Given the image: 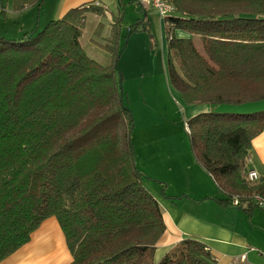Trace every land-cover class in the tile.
Here are the masks:
<instances>
[{"label": "trees", "instance_id": "obj_1", "mask_svg": "<svg viewBox=\"0 0 264 264\" xmlns=\"http://www.w3.org/2000/svg\"><path fill=\"white\" fill-rule=\"evenodd\" d=\"M43 1L14 0V10ZM170 1L176 10L165 18L167 66L185 102L264 101V0ZM89 12L106 9L87 3L20 39L0 36V262L55 216L70 264H217L197 238L156 261L166 224L144 185L150 177L136 163L119 66L123 15L102 45L113 55L105 66L81 42ZM137 23L131 31L149 29L147 13ZM187 126L193 155L226 195L216 201L236 207L239 197L249 204L237 208L252 214L254 195L264 197V175L251 182L248 159L264 132V108L202 112Z\"/></svg>", "mask_w": 264, "mask_h": 264}, {"label": "crops", "instance_id": "obj_2", "mask_svg": "<svg viewBox=\"0 0 264 264\" xmlns=\"http://www.w3.org/2000/svg\"><path fill=\"white\" fill-rule=\"evenodd\" d=\"M55 1L51 0V5H49L50 14L54 15L53 19L61 18L70 9L87 3H98V5L103 7L114 5L117 10L127 9L132 6L126 5L128 1L135 3L134 0H57L56 5H54ZM116 1L119 3L118 6ZM44 3L43 5L45 6ZM30 7L28 6L24 10H29ZM140 7L144 15L147 13V18L150 21L149 13L152 9ZM22 11L16 12L21 13ZM138 15V19H140L142 16ZM160 18L165 24V19L161 16ZM129 23H122V25L128 26ZM176 34L179 37L189 36V34L181 30H177ZM171 90H174L173 92L179 95L177 91H180L175 87L172 86ZM179 96H183L181 92ZM187 106L189 118L202 112L216 111L218 109L215 107L217 105L213 104H190ZM137 142V145L134 143L136 154L137 147L142 148V146H145L149 149L155 161L154 165H146L141 171L154 178L155 181L165 183L163 191L172 189V194L167 195L164 192L166 193L164 196L165 202L157 199L162 207L166 224V231L160 239L156 251L155 259L157 262L182 240L197 238L210 247L217 258V264H264V252L257 251L258 248L254 245L250 246V243L254 242L264 250V209L255 207L252 214H249L243 208L225 207L218 203L216 199H225L226 195L217 186L212 176L196 160L192 149L191 157H186L184 151H179L178 153L181 154L174 155L172 153L170 158L165 160L157 157L164 150V147H167L165 139L160 137L147 138L141 133ZM252 145L248 167L263 176L264 132L253 139ZM157 167L160 169L161 176L154 174L158 173ZM173 198L180 200V202L185 200L184 204H190V210L183 209L177 203L179 201L171 202ZM169 209L173 210L170 211ZM255 252H258V254ZM73 260L74 256L68 246L61 224L55 216H52L46 219L33 232L31 240L27 244L5 258L0 264H70Z\"/></svg>", "mask_w": 264, "mask_h": 264}, {"label": "rangeland", "instance_id": "obj_3", "mask_svg": "<svg viewBox=\"0 0 264 264\" xmlns=\"http://www.w3.org/2000/svg\"><path fill=\"white\" fill-rule=\"evenodd\" d=\"M43 2H45V6L32 5L29 10L17 13L14 10V0H0V9L4 10V13H0V36L8 39H20L26 32H31L37 27L39 29L44 28L54 18V15L50 14L49 5H51V0H44ZM56 3L57 0L54 5ZM116 4L118 6L119 3L116 1ZM85 5L87 4L83 6ZM126 5L132 6L127 9L117 10L114 5H107V8L104 4L106 7L104 15L89 14L92 12L87 14L82 38L84 49L89 57L99 63L104 65L112 64V53L102 47V45L112 35V26L119 16L123 15L122 23L127 24L130 22L128 26H125V24L122 26L120 46L123 53L119 66L124 77L125 102L131 107L133 112V145L134 143L137 145L139 134L142 133L147 138L160 137L167 141L165 142L167 147H164V150L157 155L159 159L167 160L172 153L174 155L181 154L178 153L179 151H184L186 157H191V139L187 126V121L190 119L188 104L183 96H179L180 92L177 91L178 89L175 91L179 95L174 93V90H171L173 84H170L171 80L167 66L168 37L165 24L157 11L155 12L152 9L149 13V22L151 23L149 29L144 30V26L139 24L138 29L131 31V28L138 24V14L142 16L141 18L144 17V14L138 4L128 1ZM199 43L198 48L203 52L202 45L200 46ZM215 107L218 108L216 111L222 112H255L264 108V101L241 105L218 104ZM150 153L145 146H142V148L137 147L136 163L139 170H143L146 165H154V157ZM157 168L158 173L154 174L161 176L160 169L159 167ZM149 179L145 180V187L159 201L165 202L164 192L167 195L172 194V189L163 191L165 183L157 182L151 177ZM172 201H179L177 203L183 209L190 210V204H184L185 200L180 202V200L173 198ZM191 205L193 206V204ZM252 245L259 249L256 248L257 251L264 252L260 245H256L254 242L250 243V246ZM255 253L258 254V252Z\"/></svg>", "mask_w": 264, "mask_h": 264}, {"label": "built area", "instance_id": "obj_4", "mask_svg": "<svg viewBox=\"0 0 264 264\" xmlns=\"http://www.w3.org/2000/svg\"><path fill=\"white\" fill-rule=\"evenodd\" d=\"M134 1L136 4L142 7L151 8V9L156 10L163 19L174 14L176 10L173 3L170 0H134ZM260 177L261 176L254 170H250L248 174V179L251 182H255L259 180ZM252 199H253V205L255 207L264 209V197L263 196L254 195ZM248 204H249L248 201L241 202L239 197H235L231 203V205L236 206V207L240 205L248 206Z\"/></svg>", "mask_w": 264, "mask_h": 264}, {"label": "water", "instance_id": "obj_5", "mask_svg": "<svg viewBox=\"0 0 264 264\" xmlns=\"http://www.w3.org/2000/svg\"><path fill=\"white\" fill-rule=\"evenodd\" d=\"M130 30V29H129Z\"/></svg>", "mask_w": 264, "mask_h": 264}]
</instances>
